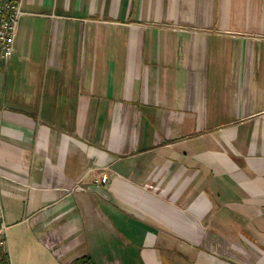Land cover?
<instances>
[{
	"label": "crops",
	"instance_id": "1",
	"mask_svg": "<svg viewBox=\"0 0 264 264\" xmlns=\"http://www.w3.org/2000/svg\"><path fill=\"white\" fill-rule=\"evenodd\" d=\"M23 10L0 75L10 264H264V0Z\"/></svg>",
	"mask_w": 264,
	"mask_h": 264
},
{
	"label": "built area",
	"instance_id": "2",
	"mask_svg": "<svg viewBox=\"0 0 264 264\" xmlns=\"http://www.w3.org/2000/svg\"><path fill=\"white\" fill-rule=\"evenodd\" d=\"M25 0H0V70L11 61L14 55L15 39L20 21L25 15ZM108 176L104 174L101 182L105 183ZM9 226L5 221L3 204L0 201V264H10L8 251Z\"/></svg>",
	"mask_w": 264,
	"mask_h": 264
},
{
	"label": "rangeland",
	"instance_id": "3",
	"mask_svg": "<svg viewBox=\"0 0 264 264\" xmlns=\"http://www.w3.org/2000/svg\"><path fill=\"white\" fill-rule=\"evenodd\" d=\"M37 23V21H35ZM24 23V21H22V24ZM30 26H33V24L31 23L29 25ZM29 33L28 36L25 37V39H27L25 41L26 43V47H25V52L28 53L30 51V46L31 44L34 45V51L38 53V55L41 53L42 54V51H43V48L39 46L40 42H41V38L40 37V33L42 32H30V31H27V34ZM35 33V34H34ZM35 35V38H34V35ZM39 47V48H38ZM27 55V54H26ZM1 70H0V75H1ZM107 190V187L105 188ZM13 229H11L10 231V234L12 233ZM252 258V257H251ZM254 260V258H252ZM252 264V263H251Z\"/></svg>",
	"mask_w": 264,
	"mask_h": 264
},
{
	"label": "trees",
	"instance_id": "4",
	"mask_svg": "<svg viewBox=\"0 0 264 264\" xmlns=\"http://www.w3.org/2000/svg\"><path fill=\"white\" fill-rule=\"evenodd\" d=\"M74 264H94V263L90 257L85 256V257L77 260Z\"/></svg>",
	"mask_w": 264,
	"mask_h": 264
}]
</instances>
